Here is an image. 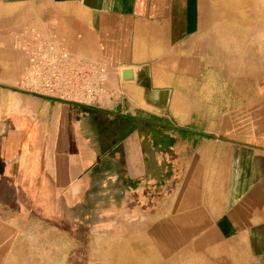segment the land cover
I'll list each match as a JSON object with an SVG mask.
<instances>
[{"label": "crops", "instance_id": "1", "mask_svg": "<svg viewBox=\"0 0 264 264\" xmlns=\"http://www.w3.org/2000/svg\"><path fill=\"white\" fill-rule=\"evenodd\" d=\"M199 18V0H0V264H36L42 234L70 255L97 183L146 240L209 226L212 255L264 264V131L235 123L263 118L264 88L231 56L219 83Z\"/></svg>", "mask_w": 264, "mask_h": 264}, {"label": "rangeland", "instance_id": "2", "mask_svg": "<svg viewBox=\"0 0 264 264\" xmlns=\"http://www.w3.org/2000/svg\"><path fill=\"white\" fill-rule=\"evenodd\" d=\"M199 4L200 39L207 43L206 55L219 58V83L225 79L226 60L231 56L235 77L238 72H250L251 85L264 88V0H199ZM34 39L31 33L29 40ZM211 47L218 49L217 54ZM45 52L55 54L49 49ZM259 115L263 118H259L257 113L235 114L236 133L242 130L249 132L250 136H257L259 131L262 133L264 126L259 127L258 122L260 120V124H264V114ZM255 139L258 140L257 137ZM96 187L91 198L93 207L90 209L88 239L84 235L78 248L65 257L66 247L71 241L61 235L54 238L42 234L41 256L35 258L36 264H251L238 247L217 250V256L212 255L216 251L209 248L214 238L209 226L199 233L183 223H173L169 227L167 241L165 228L157 224L151 226L150 231L154 238L159 239L146 240V226L137 231L128 223H122L128 218L122 217L119 209H111L113 203L98 192L101 188L98 183ZM97 204L99 208L95 207ZM106 212L112 216L109 220H106ZM47 245L51 247L44 248Z\"/></svg>", "mask_w": 264, "mask_h": 264}, {"label": "water", "instance_id": "3", "mask_svg": "<svg viewBox=\"0 0 264 264\" xmlns=\"http://www.w3.org/2000/svg\"><path fill=\"white\" fill-rule=\"evenodd\" d=\"M122 76H123V78H129V77H131V71L128 70V69L123 70L122 71Z\"/></svg>", "mask_w": 264, "mask_h": 264}, {"label": "bare ground", "instance_id": "4", "mask_svg": "<svg viewBox=\"0 0 264 264\" xmlns=\"http://www.w3.org/2000/svg\"><path fill=\"white\" fill-rule=\"evenodd\" d=\"M203 13V12H202ZM207 15V14H206ZM225 19V18H224ZM215 35V34H214Z\"/></svg>", "mask_w": 264, "mask_h": 264}]
</instances>
